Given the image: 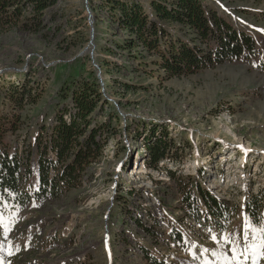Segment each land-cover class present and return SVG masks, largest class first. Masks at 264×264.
I'll return each mask as SVG.
<instances>
[{"label": "rangeland", "instance_id": "1", "mask_svg": "<svg viewBox=\"0 0 264 264\" xmlns=\"http://www.w3.org/2000/svg\"><path fill=\"white\" fill-rule=\"evenodd\" d=\"M100 2L57 0L40 31L0 33V87L27 77L41 94L5 142L29 146L41 119L67 104L61 85L81 78H95L109 101L106 113L118 115L116 135L88 170L90 180L59 200L0 214V264H147L141 248L168 264H238L228 259L235 246H222V237H242L252 202L259 206L255 217L264 215V0H202L250 33L256 49L170 77L153 57L118 47L125 32L94 7ZM163 128L179 150L158 170L147 168L144 136L151 129L160 136ZM197 175L225 202V217L207 211L196 222L181 208L175 184L186 189L188 176ZM173 227L182 246L169 239Z\"/></svg>", "mask_w": 264, "mask_h": 264}, {"label": "trees", "instance_id": "2", "mask_svg": "<svg viewBox=\"0 0 264 264\" xmlns=\"http://www.w3.org/2000/svg\"><path fill=\"white\" fill-rule=\"evenodd\" d=\"M142 1L101 0L94 7L105 11L108 19L124 30L125 37L118 47L136 50L135 55L142 59L153 57L150 62L167 77L194 73L247 56L256 49L250 33L236 28L202 0H146L145 7ZM56 2L0 0V33L12 28L28 33L40 31L47 10ZM34 83L25 77L17 84L0 87V100L4 103L0 104V214L56 201L79 188L92 178L88 170L99 161L107 143L116 135L112 120L118 115L106 113L111 110L109 101L96 79L89 77L61 85L59 96L67 104L58 106L49 121L41 119L29 146H19L15 140L8 144L5 133L18 131L23 118L21 111L40 98L39 86ZM123 87L131 89L133 85ZM162 130L160 136L155 135L154 129L144 136L147 168L158 170V163L173 159H170L173 148L175 152L179 150L167 131ZM168 176L174 181L171 171ZM198 178L188 176L186 189L179 181L175 184L181 191V208L196 222L207 211L213 219L223 217L225 202ZM258 207L256 202L245 206L247 217H255ZM145 231L154 239L151 231L146 228ZM168 236L177 246L185 242L177 228H171ZM140 252L147 264H168L144 248Z\"/></svg>", "mask_w": 264, "mask_h": 264}, {"label": "snow or ice", "instance_id": "3", "mask_svg": "<svg viewBox=\"0 0 264 264\" xmlns=\"http://www.w3.org/2000/svg\"><path fill=\"white\" fill-rule=\"evenodd\" d=\"M243 229L241 238H237L236 233L230 234L222 237L221 245L230 243L235 246L232 249L234 254L228 258L230 262L237 261L238 264H243V261L239 259L243 255L244 260L251 258L252 264H259L260 257H264V251H261L264 248V215H260L258 218L246 216L244 218ZM212 239L215 240L217 237L213 236ZM249 253H251L250 257Z\"/></svg>", "mask_w": 264, "mask_h": 264}]
</instances>
